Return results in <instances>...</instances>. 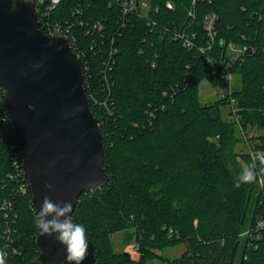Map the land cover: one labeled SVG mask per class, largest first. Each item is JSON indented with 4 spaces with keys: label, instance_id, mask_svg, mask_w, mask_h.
<instances>
[{
    "label": "trees",
    "instance_id": "16d2710c",
    "mask_svg": "<svg viewBox=\"0 0 264 264\" xmlns=\"http://www.w3.org/2000/svg\"><path fill=\"white\" fill-rule=\"evenodd\" d=\"M145 1L148 10L125 15L117 0H60L47 16L38 9L41 21L70 26L104 145L109 180L78 196L73 220L86 228L94 264L166 262L156 251L176 244L185 250L167 264H264V228L255 231L264 182L237 186L252 162L236 150L235 122L221 116L227 101L202 104L197 94L202 80L223 87L227 66L238 78L231 97L242 131L258 129L248 139L264 149V0ZM210 12L216 36L207 49ZM220 39L252 50L232 61ZM3 100L0 90V260L38 264L31 192L12 176L11 158L22 162ZM120 231H131L137 259L113 250Z\"/></svg>",
    "mask_w": 264,
    "mask_h": 264
},
{
    "label": "water",
    "instance_id": "95a60500",
    "mask_svg": "<svg viewBox=\"0 0 264 264\" xmlns=\"http://www.w3.org/2000/svg\"><path fill=\"white\" fill-rule=\"evenodd\" d=\"M0 90L32 207L47 195L70 202L73 213L80 194L109 180L100 122L85 94L80 58L66 37L41 32L32 0H0ZM35 244L38 264H65L53 237L39 232ZM94 261L89 241L83 264Z\"/></svg>",
    "mask_w": 264,
    "mask_h": 264
},
{
    "label": "built area",
    "instance_id": "2783aa9c",
    "mask_svg": "<svg viewBox=\"0 0 264 264\" xmlns=\"http://www.w3.org/2000/svg\"><path fill=\"white\" fill-rule=\"evenodd\" d=\"M32 1H34L37 6V12L40 7V9H42L43 16H47L48 12L51 9H53L59 3L60 0H32ZM117 1L122 8L123 15L131 11H134L137 8H139L140 10H148L149 8V5L145 0H127V1H121V2L119 0ZM196 1L197 0H192V4H194ZM165 6L168 9L172 8V4L169 1L165 3ZM216 20H217V16L214 12H210L204 17V31H205L206 36L209 39V45L207 49H210L211 47L210 43L213 42L216 36V31H215ZM64 25L65 26H62L58 22L51 23L48 20L41 21L39 17V28L40 30L44 31V34L64 36L69 40L70 45H71V40L74 41V35L72 31L70 30V26L67 23H65ZM175 36L177 35L175 34ZM218 43L221 46H225L226 53L229 55L232 61H237L241 59L244 54L252 50L251 47L247 48L246 46H242L239 43H232V42L226 43L221 39L218 41ZM183 44L187 47L189 46V48H191L193 45L188 38L183 40ZM221 72L226 79V84L223 87H221V94H218L217 99H225L227 101V105L230 108V116L231 118H233V121L235 122V125L238 127V129L242 131L240 122L238 120V115H237L239 109L236 105L235 99L231 97V93L233 89V80L236 76L234 72L231 71L227 66L223 67ZM2 121L7 122L8 120L6 117H4L2 118ZM248 155L252 162L253 170L257 172V175L255 177L257 178V183L261 185L262 180H261V176L258 173H259V168H260V165H259L260 157H264V149H256V148L250 149L248 152ZM11 160H12V166L14 169V173L12 174V176L15 179H20V178L22 179L24 183L20 184L19 189L21 192H25L29 186L23 176V167L22 166L20 167L18 163V157L14 156L11 158ZM1 207L2 206H0V208ZM263 228H264V220L257 221L255 224V231H258Z\"/></svg>",
    "mask_w": 264,
    "mask_h": 264
},
{
    "label": "clouds",
    "instance_id": "9594fccd",
    "mask_svg": "<svg viewBox=\"0 0 264 264\" xmlns=\"http://www.w3.org/2000/svg\"><path fill=\"white\" fill-rule=\"evenodd\" d=\"M260 163L264 165V157H260ZM259 171L264 172V167ZM256 175L257 172L250 165L247 170L238 173L237 186L252 182ZM43 187L46 191H52L54 185L46 182ZM33 212L34 224L41 236L53 237L64 248L65 264H83L88 255L89 241L84 224L73 220L72 204L67 201L53 202L45 195ZM0 264H3V260H0Z\"/></svg>",
    "mask_w": 264,
    "mask_h": 264
},
{
    "label": "rangeland",
    "instance_id": "374dc122",
    "mask_svg": "<svg viewBox=\"0 0 264 264\" xmlns=\"http://www.w3.org/2000/svg\"><path fill=\"white\" fill-rule=\"evenodd\" d=\"M238 83V78L235 77L233 80V87ZM198 99L202 104H210L213 103L218 94H221V88L218 86L210 84L206 80H202L198 84ZM221 116L224 120H232L230 116V108L227 105L226 107L221 108ZM237 130V138L238 144L236 145L237 152L248 153L250 149H260L257 148L253 144V140H249L248 138L251 136H255L259 133V130L256 128H250L249 133H244L238 129ZM262 182H264L263 177H261ZM131 231H120L111 236V242L113 246V250L116 252H125L131 255L132 258L137 259L138 253L136 251V243L132 238ZM185 250L183 244H176L171 247H167L163 250H158L156 253L164 258L165 261H161L159 259H152L148 262V264H167V261H171L179 257Z\"/></svg>",
    "mask_w": 264,
    "mask_h": 264
},
{
    "label": "bare ground",
    "instance_id": "6f19581e",
    "mask_svg": "<svg viewBox=\"0 0 264 264\" xmlns=\"http://www.w3.org/2000/svg\"><path fill=\"white\" fill-rule=\"evenodd\" d=\"M227 56V55H226ZM224 63V62H223Z\"/></svg>",
    "mask_w": 264,
    "mask_h": 264
}]
</instances>
